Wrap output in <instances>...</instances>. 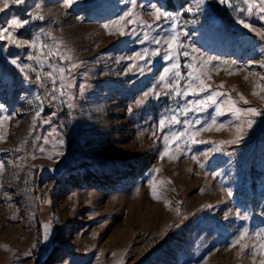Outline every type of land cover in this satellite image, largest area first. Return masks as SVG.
Returning a JSON list of instances; mask_svg holds the SVG:
<instances>
[{
	"label": "rangeland",
	"instance_id": "374dc122",
	"mask_svg": "<svg viewBox=\"0 0 264 264\" xmlns=\"http://www.w3.org/2000/svg\"><path fill=\"white\" fill-rule=\"evenodd\" d=\"M64 3L27 0L0 12V26L13 16L28 20L19 30L22 39L43 34L42 41L60 42V51L78 64L68 89L71 99L66 96L62 103L58 92L52 99L49 79L44 77L43 84L36 79L50 70L48 64L36 68L27 60L32 49L0 40V117H8L0 125L5 136L0 142V264H257L264 258L259 255L264 237V35L236 21L264 32L259 4L248 13L242 0H231L232 7L203 0L199 8L197 0H135V7L130 0H73L67 8ZM153 4L177 19L155 20L149 15ZM34 5L40 6L38 13ZM130 8L139 20L126 26L127 34L115 29L110 30L116 34H106L102 25ZM37 14L43 19L32 18ZM145 31L148 40L141 44L137 37ZM174 34L185 46L181 52L194 55L196 48L215 58L213 66H206L210 78L205 80L210 90L226 94L219 100L230 98L239 108L261 114L237 120L227 104L219 116L211 105L202 112L174 113L209 94L183 99L162 94L157 80L171 63L164 59L163 40ZM145 48L161 51L130 59ZM176 59L181 65L192 63L182 55ZM12 60L32 67L22 72ZM180 71L186 76L189 70ZM152 90L161 93L159 99L150 95L136 104ZM164 113L175 114L180 123L160 131ZM214 116L216 126L196 136L204 143L181 144L183 151L172 145L163 155L165 135L207 128ZM245 119L253 124L243 125L237 138ZM54 147L63 154L56 155ZM241 232L247 233L241 242L245 247H234Z\"/></svg>",
	"mask_w": 264,
	"mask_h": 264
},
{
	"label": "snow or ice",
	"instance_id": "6c2138e0",
	"mask_svg": "<svg viewBox=\"0 0 264 264\" xmlns=\"http://www.w3.org/2000/svg\"><path fill=\"white\" fill-rule=\"evenodd\" d=\"M130 2L135 7V0H130ZM202 2L203 0H197V8H199L200 3ZM219 2L229 7L233 6L231 4V0H219ZM26 3L27 0H3V6L0 7V12L9 9L13 4L24 5ZM72 3L73 0H65L64 7H70ZM242 3L246 6L244 11L248 13H251L253 11L257 3L260 6V12L264 13V0H242ZM39 7V5H34L37 13L39 12ZM149 15L153 16L157 21L161 19H169L175 21L177 19L176 15H173L172 13H169L167 11H161L160 8H158L155 4L152 5ZM32 18L43 19V17L39 16L38 14ZM138 20V15L133 11L132 8H130L122 15H120L116 20H113L110 23H106L102 25V27L106 30V34L108 35H113L118 32L120 36H125L127 34V32L125 31L126 26L137 23ZM28 23V20H23L15 16L11 17L8 21H6L4 26H0V40H7L12 45H25L26 47L32 49V52L27 55V60L33 62L36 68H43V66L47 63L50 70L43 74H37L36 79L40 80L42 84L44 77L49 79L52 85V99L55 100L57 98L58 92L59 97L61 98V102L63 103L64 97L67 96L69 97V99H71L68 89L72 87L71 78L73 70L78 67V64L73 62V58L70 54L60 51L59 47L57 46L60 42H55L52 45H49L46 41H42L41 36L43 34H37L30 40L22 39L19 35V30L26 27ZM236 23L242 25L249 31H256L258 35H264V32L253 28L244 20L237 19ZM139 26L147 29H151L153 27V25H143L142 22H140ZM172 27L173 32H175L176 25L173 24ZM110 29H115L116 32H113ZM132 31L135 30L133 29ZM137 39H139L141 44L145 43L148 40V33L145 31L143 33V38H140L138 36ZM153 42L156 45H160L162 41L160 39L153 38ZM163 43L166 45V48L164 49V59L171 63L170 66L163 69L157 80V85L164 90L162 94L172 98L183 99L188 96L198 97L201 95V93H209L204 99L188 101L184 107L173 110L174 113L182 112L184 115H187V113L192 111L202 112L206 111L207 108L211 105L215 106L216 115L219 116L223 114V106L227 104L228 111L237 120H241V118L245 116L254 117L261 114L260 111L256 108H239L230 98L226 100H219L218 97L225 96L226 94L223 92L210 90V85H208L205 80L206 77L210 78L209 70H206V66H213V61L215 60L214 57H205L202 53H199V50L196 48L191 49V53L194 55H190L188 51L181 52L180 49L184 48L185 46L179 41L178 34L167 36L163 40ZM160 51V48H156L149 52V50L145 48L143 53L137 52L135 54V57H130V59L139 60L141 58H146L148 55L155 57L160 54ZM180 55L185 58H190L192 60V63H185L181 65L176 59L177 56ZM197 57L199 59H197ZM53 61H55V63ZM11 62L19 67L22 72L25 71V69L32 67V64L19 65L17 64L16 60H12ZM57 63H59L61 66H57ZM221 63L227 64L228 62L224 61ZM65 64L70 66H63ZM133 67H136V65H133ZM181 67L189 70L186 76L180 71ZM140 70L141 72L144 71L143 68H141ZM182 81L183 83H181ZM220 87L223 86L221 85ZM83 92L84 86H80V93L83 94ZM256 94L257 93L254 91L253 95ZM150 95H155L156 98L159 99L161 93L155 92V90L146 91L143 97L140 100L136 101V104H143L144 98H147ZM240 98L241 100H244L243 96H241ZM37 99H39V97H37ZM244 103H247V101L244 100ZM68 107L71 108L73 107V105L69 103ZM37 116H39V112H37ZM7 119L8 117H0V125H2L3 121ZM179 123L180 121L177 119V116L175 114L169 116L167 113H164L159 120V130L163 131L169 124L174 125ZM195 123H199V121H196ZM245 124L250 128L253 124V120L245 119L241 121V127L238 129L237 138H239V136L242 134L243 125ZM213 126H216L215 116L212 118V123L209 124L207 128L201 127L196 131H191L189 128H185L178 133L165 135L163 139L166 144V148L163 155H169V150L171 149L172 145H176L178 150L183 151V148H181V144L186 147H191L198 142L204 143V141H197L196 136H198L201 131L211 129ZM221 128H223L222 124L217 127V130H220ZM4 139L5 136L0 135V142H2ZM45 143H47V140H45ZM62 144L63 142L60 141L58 147H62ZM214 150L219 151L220 149L219 147H216ZM39 151L43 153L45 152V148L40 147ZM54 151L56 155L63 154L61 151L57 150V147H54ZM32 158L36 157L33 155ZM47 158L53 159L52 155H49ZM173 158L174 157L169 156V159ZM193 159H195V157H193ZM2 171L3 165L0 164V172ZM155 171L158 172L159 169H156ZM154 179L155 177H153V180ZM164 183L165 181L159 182V184L161 185H163ZM168 183H170V181H168ZM152 194L154 199L159 198V196L157 195L156 187L154 185H152ZM228 195H231V192H229ZM262 232H264V230H262ZM246 235V232H241L238 238L233 241V246L235 247L236 245H240L241 248H244L245 245L241 244V242L245 240ZM257 235H261V233H258ZM48 238L49 233L46 229L44 233V239L47 240ZM254 251H256V249H254ZM259 255L260 257H264V237H262L261 243L259 244ZM257 264H264V258L259 259Z\"/></svg>",
	"mask_w": 264,
	"mask_h": 264
},
{
	"label": "trees",
	"instance_id": "16d2710c",
	"mask_svg": "<svg viewBox=\"0 0 264 264\" xmlns=\"http://www.w3.org/2000/svg\"><path fill=\"white\" fill-rule=\"evenodd\" d=\"M35 264V263H34Z\"/></svg>",
	"mask_w": 264,
	"mask_h": 264
}]
</instances>
